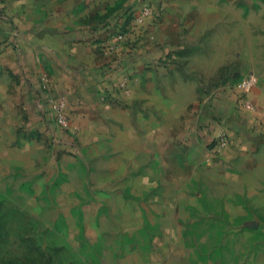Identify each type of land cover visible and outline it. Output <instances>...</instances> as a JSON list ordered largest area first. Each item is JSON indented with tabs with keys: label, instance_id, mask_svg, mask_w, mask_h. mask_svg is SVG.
Segmentation results:
<instances>
[{
	"label": "rangeland",
	"instance_id": "rangeland-1",
	"mask_svg": "<svg viewBox=\"0 0 264 264\" xmlns=\"http://www.w3.org/2000/svg\"><path fill=\"white\" fill-rule=\"evenodd\" d=\"M242 9L239 33L226 10L223 27H209L208 57L161 78L150 98L159 129L148 122L137 131L145 144L128 161L115 160L112 139L71 141L78 127L69 111V127L43 136L27 126L24 98L19 108L0 98V264H247L249 237H232L239 226L201 177L198 133L209 108L248 74V30L264 38L263 8L254 26ZM255 45L264 69L263 42Z\"/></svg>",
	"mask_w": 264,
	"mask_h": 264
},
{
	"label": "crops",
	"instance_id": "crops-1",
	"mask_svg": "<svg viewBox=\"0 0 264 264\" xmlns=\"http://www.w3.org/2000/svg\"><path fill=\"white\" fill-rule=\"evenodd\" d=\"M246 2L0 0V98L17 108L24 98L27 126L48 136L56 124L49 122V101L65 96L71 122L78 127L74 142L87 146L112 139L120 150L115 160L128 161L145 144L137 131L148 122L159 129L150 98L158 94L161 78L178 76L176 66L192 65L197 55L208 57L209 27L210 33L218 24L223 27L226 10L232 11L231 27L238 28L233 33L240 32L242 7L253 13L248 24L256 9L264 10V0ZM145 7L149 14H143ZM248 34V73L259 77L249 93L254 109L239 110L232 90L224 92L228 101L209 108L212 113L205 114L198 128L205 150L200 174L226 216L239 226L232 237H249L246 263L264 264V69L256 66L255 45L256 40L264 45V38L254 30ZM238 43L239 36L237 51ZM122 81L128 93L120 87ZM110 92L119 102L101 100ZM222 127L229 141L219 146L215 138Z\"/></svg>",
	"mask_w": 264,
	"mask_h": 264
},
{
	"label": "built area",
	"instance_id": "built-area-1",
	"mask_svg": "<svg viewBox=\"0 0 264 264\" xmlns=\"http://www.w3.org/2000/svg\"><path fill=\"white\" fill-rule=\"evenodd\" d=\"M150 8L145 7L143 9V14H149ZM259 82V77L256 73H248L238 83L235 84L234 90H232L236 96V107L239 110L251 111L254 109L253 102L249 98L250 91L257 85ZM125 82L120 83V87L123 90H127ZM102 99H107L105 96H102ZM50 109L51 113L54 116V122L61 128L69 127V117H68V103L65 96H55L50 99ZM216 142L219 146H224L228 143V130L222 127L216 133Z\"/></svg>",
	"mask_w": 264,
	"mask_h": 264
},
{
	"label": "trees",
	"instance_id": "trees-1",
	"mask_svg": "<svg viewBox=\"0 0 264 264\" xmlns=\"http://www.w3.org/2000/svg\"><path fill=\"white\" fill-rule=\"evenodd\" d=\"M118 85H119V82L115 83V84H114V87H116V86H118ZM102 96H105L107 99H113V100L119 102V98L116 97V96H114V95H111V92H110L109 94L103 93ZM49 106H50V105H49ZM49 122L54 123V116L52 115V113L49 115ZM53 126H54V125H53ZM53 126H52V127H53ZM54 127H55V126H54ZM62 135H63V138L66 137L65 134H61V136H62ZM68 136H69V137H68ZM67 137H68L71 141H73V139H74L71 135H67ZM63 138L61 137V139H63ZM65 146H68L67 149L70 150V149H69V145H65ZM71 148H72V151H73L72 153L77 152V151H75V150L73 149V147H71Z\"/></svg>",
	"mask_w": 264,
	"mask_h": 264
}]
</instances>
